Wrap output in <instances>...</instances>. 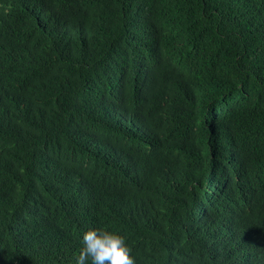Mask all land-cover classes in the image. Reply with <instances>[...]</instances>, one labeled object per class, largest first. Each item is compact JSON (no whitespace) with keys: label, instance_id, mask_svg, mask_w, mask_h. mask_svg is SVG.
<instances>
[{"label":"trees","instance_id":"trees-1","mask_svg":"<svg viewBox=\"0 0 264 264\" xmlns=\"http://www.w3.org/2000/svg\"><path fill=\"white\" fill-rule=\"evenodd\" d=\"M264 264V0H0V264Z\"/></svg>","mask_w":264,"mask_h":264},{"label":"clouds","instance_id":"clouds-1","mask_svg":"<svg viewBox=\"0 0 264 264\" xmlns=\"http://www.w3.org/2000/svg\"><path fill=\"white\" fill-rule=\"evenodd\" d=\"M79 239L81 248L75 264H136L124 237L113 230L92 227Z\"/></svg>","mask_w":264,"mask_h":264}]
</instances>
